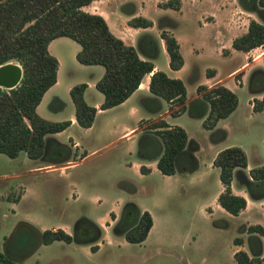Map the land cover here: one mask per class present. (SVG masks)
Instances as JSON below:
<instances>
[{"label":"rangeland","instance_id":"1","mask_svg":"<svg viewBox=\"0 0 264 264\" xmlns=\"http://www.w3.org/2000/svg\"><path fill=\"white\" fill-rule=\"evenodd\" d=\"M162 1L102 0L84 8L107 14L112 7L116 13L122 14L138 6L136 15L150 19L151 24L138 27L136 39L142 38L141 42L150 40L151 36L161 39V28L172 29L181 44L185 70L196 59L203 71L206 67H215L219 75H224L226 67L232 65L236 58L223 63L216 56L218 45L215 42L219 39L212 38V30L209 24L203 23L201 15L205 16L209 5L216 1L242 7L241 0H183L181 11L159 6ZM61 40H65L62 46L66 61L68 65L69 61L72 62L74 67L69 68V72L63 70L59 76V99L48 98L38 107V114L51 121L69 119L73 115L68 83L90 79L89 68L103 70L101 65L75 61L71 55V46L76 44L75 41L66 36ZM166 59L163 51L153 61L160 69L166 70ZM7 62L17 64L14 60ZM187 73L181 71L176 78L182 80L190 93ZM96 94L98 98L102 97L92 87L85 96L92 102ZM236 94L241 107L238 102L234 113L227 117L229 132L225 141L245 147L247 153L254 144L264 155L259 134L251 120L243 114L245 88H236ZM141 114L144 118L150 115L144 109ZM139 118L128 116L126 108L113 106L97 111L88 127L75 124L57 132V138L67 141L71 137L78 142L79 149H85L86 158L72 165L60 166L63 162H50L59 161L67 155L71 159L72 153L67 145L64 150L48 152L41 161L28 158L24 151H19L15 157L0 153V251L10 253L17 264H239L233 259V251L248 250L247 223H260L264 227V206L255 199L250 209L240 213L239 217L216 207V192L220 184L216 168L207 165L209 140L200 122L190 117L186 109L177 116L170 113L165 119L185 127L189 135L197 139L200 169L187 176H181L176 171L162 174L156 167L141 172L136 165L142 159L138 156L137 146L147 129L139 127ZM129 126H135L134 133L126 137L123 132ZM54 142L49 141L51 145ZM192 166L193 160L190 165L187 164L188 169ZM122 178L130 181L124 183L120 181ZM20 193V198L15 200ZM126 201L136 203L152 217L151 227L139 243L127 242L122 235L114 234L108 222L111 219L109 212L118 218ZM81 216L109 224L100 226L101 235L95 251H90L88 244L61 240L39 244L33 252V247L22 248L19 245L26 239L16 228L20 222L30 224L38 231L60 227L72 233L75 221ZM235 236L242 238L238 245L232 243ZM261 240V253H264V239Z\"/></svg>","mask_w":264,"mask_h":264},{"label":"trees","instance_id":"2","mask_svg":"<svg viewBox=\"0 0 264 264\" xmlns=\"http://www.w3.org/2000/svg\"><path fill=\"white\" fill-rule=\"evenodd\" d=\"M91 1L0 0V64H9L7 61L14 60L21 67L18 83L10 88L0 87V153L15 157L19 151H24L30 159L44 160L48 152L66 148L62 143H46L44 136L61 131L69 125L70 120H47L35 109L43 92L55 82L57 59L47 50L48 42L54 37L66 36L79 44L75 53L79 63L100 64L103 67L102 75L94 84L103 96L99 109L123 101L138 86L141 77L151 71V61L140 58L132 45L115 36L102 15L82 8ZM158 5L178 9L180 0H164ZM241 5L245 9L264 11V0H241ZM261 17V22L250 19L246 31L232 39L233 49L247 51L264 44V12H261ZM127 24L147 27L151 20L142 15H131ZM159 36L163 40L169 67L178 69L183 60L176 38L164 28L160 29ZM144 43L146 46H141L142 53L147 57L153 55L155 47L151 39ZM213 73V68H206V75L211 76ZM248 84L249 91H263L261 98L252 100V110L259 111L264 106V70H253ZM85 86L84 82L75 83L68 91L74 106V119L81 127L91 125L96 111V107L83 99ZM148 89L155 97L173 100L178 105L171 110V115L186 109V90L181 79L169 77L157 69L150 74ZM196 91L206 103V111L203 112L201 101L193 100L190 103L191 112L194 113L192 108L196 104L199 109L194 114L202 116L201 126L204 129H212L217 120L226 117L237 104L236 94L222 84L211 87L198 84ZM186 139V131L180 125H168L159 118L147 125V130L138 140L137 153L142 159L155 158L156 168L162 174H172L176 170L187 169V164L192 163L193 159L182 153ZM262 145L264 150V138ZM211 163L218 168V178L222 185L216 201L229 214H238L246 204L245 198L233 193L230 188L235 168L248 195L253 199L264 197V164L251 167L247 175H243L246 154L240 146L229 145L219 149ZM139 169L141 172L147 171L142 164ZM109 216L115 219L111 224L112 232L122 235L130 243L141 242L152 224L150 213L141 210L132 201L122 205L118 218L111 211ZM16 228L26 237L19 245L22 248L33 247L31 252L39 244L54 240L88 244L90 251H95L101 235L100 226L87 216H81L75 221L72 233L60 227L38 231L26 222L18 223ZM246 232L248 250L234 249V261L239 264H264V253H261L264 227L259 223H250L246 226ZM241 242L239 236L232 238L234 245ZM9 254L0 251V264H17Z\"/></svg>","mask_w":264,"mask_h":264},{"label":"crops","instance_id":"3","mask_svg":"<svg viewBox=\"0 0 264 264\" xmlns=\"http://www.w3.org/2000/svg\"><path fill=\"white\" fill-rule=\"evenodd\" d=\"M98 1H102V0H92L89 4H87L85 6H87V7L93 6V4L98 2ZM188 1L191 2V0H188ZM82 8L85 10L84 6ZM182 8H183V0H180V5H179L177 10L181 11ZM86 11H89L92 13H99L100 15H102L103 18L105 19L110 31L115 36L121 38L124 43L132 45L136 49L138 56L140 58L148 59L152 63L151 71H149L148 73H145L141 77V80H140L138 86L123 101H121L117 105H114V107L126 108V113L128 116H131V117L136 116V118L140 117L138 123H139V127L143 130L147 129L145 127L150 122H152L156 119H159V118L163 119L168 125H174L173 123L166 121L165 118H166V116L170 115L169 111L171 112V110L176 109L178 107V105L173 100H163L159 97H155L154 95H152L149 92V89H148V82H149V77H150L151 72L154 70H157V69L162 70V69H160L159 65H157L153 60L157 57V55L159 53H162L163 51L166 53L165 48H164V44H163V40H161L162 38L160 39L158 37V39H156L154 36H151V41L153 42V45L155 47L154 48V54L147 57V55L142 53L143 51L141 50V46L143 48H145L146 43L142 44L143 43V41L141 42L142 38H141V40H140V38H138V39L135 38L136 30H139L138 27H132V26L127 24L128 18L131 15H136L139 12L138 6L137 7L133 6V9L131 11H123L122 14L116 13L115 10L112 9V7L108 9L107 14L106 13L103 14L98 10H86ZM255 11L258 12V14L255 13ZM261 12H264V11H260L259 9L251 11V10L245 9L241 6H237L234 3L227 4L226 1H224L222 3L221 2L218 3L216 1V2L209 5V11L205 12L206 13L205 16L201 15V17L203 19L202 20L203 23L209 24L208 26H210V28L212 30V33H211L212 38L214 37L216 39L217 38L219 39V41L215 42L218 45V48L216 50V56H218L223 63L230 61V59L236 58V61L234 63H232V65L226 67V73L224 75H219L218 71L215 67H206V68H213L214 69L213 75H211V76L206 75L205 74L206 68L203 71V68L200 65H198L196 59H194L192 61V64L190 65L189 69L187 68L185 70L184 63H182L181 67H179L178 69H171L168 65V56H167V59L165 61L166 70H162V71L167 76L175 77V78L178 76V74L181 71L188 72L186 75V78H187L188 84L190 85L191 91H190V93H188L186 88H185L186 99H185L184 105L186 106V111H188V115L192 118L197 119L198 122H200V124H201L202 116L199 114H194V113H197L196 110L199 109V107L196 108L197 105L194 104V107L192 108L194 113H192L191 112V106H190V103L193 100L194 101H201V103H203V112L206 111V103L201 100L200 93L196 91V86L198 84H204L207 87H211L215 84H222V85L226 86L227 88H229L230 90H232L235 94H236V88H245L246 97L244 99L245 104L243 106V108H244L243 114L247 117V119L251 120L250 121L251 124L254 126V129L256 130V132L259 134V142H261V144H262V140L264 138V106L259 111H253L252 110V100H253V98H261L263 91H258V90L257 91H249V88H248L249 84L248 83H249V77H250L251 73L253 72V70H255V69L264 70V44L252 47L247 51H241V50H236V49L231 48L232 39L235 36L246 31L247 25H248V22L250 19H254V20L259 21V22L262 21ZM201 26H204V24H202ZM164 29H167L169 32L172 33V31H171L172 29L171 30L169 28H164ZM124 35H126V38ZM172 35H173V33H172ZM62 37H64V36L54 37L47 44L48 52L57 59L56 77H55V82L53 84H51L43 92L39 102L37 103V105L35 107L37 113H39L38 107L40 106V104L43 101H46L48 98L59 99L58 95H57L58 89L61 86V80H59V78H60L59 76L62 75L63 70H66V72H69L68 69L69 68L71 69L72 66L74 67L72 62L69 61V65H68V61H66V54H65V51H64L63 46H62V44L65 43V40H61ZM174 37L176 38V40L179 44V51L182 55L181 44L179 42V38L176 35ZM72 41H74V40H72ZM74 43H76V42H74ZM71 47H72L71 55L75 59V53L79 49V44L76 43L74 46H71ZM192 51H194V48H192ZM166 55H167V53H166ZM75 61H77V60H75ZM16 63L19 65L18 62H16ZM85 65H96V64H85ZM97 65H100V64H97ZM167 68H168V71H167ZM89 72H90V74H92L90 79H86V80L81 81V82L86 83V86L83 90V99L85 100V102L87 104L96 107V111H95V113H96L99 110H103V109L98 108V105L102 101L103 96L98 98V96L96 94L94 97L95 101L91 102V101L87 100V97L85 95H86L87 91H89L90 88H92V87L95 88V86H94L95 81L102 75L103 70H101V69L98 70L96 68H89ZM20 77H21V67H20V72H19L18 79H17L18 81H19ZM73 84H74L73 82H70L67 84V90L68 91H69V88ZM236 97H237V104H236L235 108L229 114L234 113V111L238 105V102H239V107H241L240 98L238 99L237 94H236ZM135 102L138 104H136ZM148 103H150L152 105H149ZM72 105H73V103H72ZM108 108H110V107H108ZM105 109H107V108H105ZM142 109L149 112L150 115L152 114V116L147 115L145 118L142 117V114H141ZM183 111L179 112L176 115H172V116H177V115L183 113ZM228 115L224 118L218 119L215 126L212 129H204L202 127L204 129L205 135H207V138L209 140V144H208L209 151H208V157H207V165L210 168H213V167L216 168L217 175H218V168L213 166L211 161H212V158L214 157L215 153L219 149L231 145V143H226V141H225L226 137L228 136V132H229V128L226 127L227 124H229L228 122H226V120L228 119L227 118ZM69 120H70V123L67 127H69V126L74 127L75 124H77L75 119H74V106H73V115L69 117ZM67 127H65L64 129H66ZM134 128H135V126H129L123 132V135L126 137L131 135L132 133H134V130H133ZM182 128L186 131V134H187L186 143L183 147L182 153L190 156L193 159L194 166H192L189 169L187 168L184 170H176V172L181 176H187L193 172H197V170L200 169V163L197 159V154L200 150V146H199L197 139L195 137L189 135V132L185 129V127H182ZM64 129H62V130H64ZM57 132H59V131H57ZM57 132L46 134L44 136L45 142L47 143L48 141L53 140L55 142L67 145L69 152L72 153V157H71V159H69L70 157H68L69 155H67L66 157L60 159L59 161L58 160L50 161L51 164L63 162L60 164V166H68V165L75 164L79 161H82L86 158L85 149L84 150L79 149L77 141L71 139V137H68L67 141H63V140L57 138V136H56ZM251 145H252V148H251V146L249 147V148H251L250 149L251 152L248 151V153H247L245 147L241 146V148L244 150V152L246 154V166L242 169L243 175L244 174L247 175L248 170L251 167L256 166V165H260V164H264L263 153L261 151H259V149L256 146L254 147V144H251ZM262 147H263V145H262ZM249 152H250V154H249ZM150 159H151L150 161H147L146 159H141V161L137 162L136 165L139 167L140 164H142L147 168V171H149L153 167H156V159L155 158H150ZM33 160L41 161V159H33ZM120 181L127 183V181H130V180L128 178H122V179H120ZM219 184H220V187H219L218 191L216 192V196H217L218 192L222 189V185H221L220 181H219ZM230 188H231V191L233 193L242 195L246 200L245 207L241 211H239L238 214L235 215V217H239L240 213L245 212V211L250 209V207H251L252 203L255 201V199L251 198L248 195V193L245 191L244 186L240 183L237 168H235L233 170L232 179L230 181ZM21 193L18 195V197H15V200H18L20 198ZM258 200H259L258 201L259 204L261 206H264V197L258 198ZM216 207L220 208L218 203L216 204ZM208 208H209L208 210H211L210 206H208ZM140 209L143 210L142 208H140ZM114 220L115 219H109L108 220L109 224H112L114 222ZM95 222L101 227L106 225V224H103L102 222H97V221H95ZM109 224H107L106 226H109ZM248 224H250V223H247V225ZM243 250L247 251V249H243ZM36 263H38V262L36 261Z\"/></svg>","mask_w":264,"mask_h":264},{"label":"bare ground","instance_id":"4","mask_svg":"<svg viewBox=\"0 0 264 264\" xmlns=\"http://www.w3.org/2000/svg\"><path fill=\"white\" fill-rule=\"evenodd\" d=\"M5 67H7L8 69V79L6 78H3V79H6V80H1L0 79V83L1 84H5V85H10L12 83H15V81L18 79V75H19V72H20V66L17 65V67H14V65L12 64H6L4 65Z\"/></svg>","mask_w":264,"mask_h":264},{"label":"water","instance_id":"5","mask_svg":"<svg viewBox=\"0 0 264 264\" xmlns=\"http://www.w3.org/2000/svg\"><path fill=\"white\" fill-rule=\"evenodd\" d=\"M0 65H1L0 66V79L6 80V79H8V77H7L8 76V69L4 66V63L0 64ZM3 78H6V79H3ZM17 82H18V80H16L15 83H12L10 85L1 84L2 83L1 82L0 85H2L5 88H10V87L14 86Z\"/></svg>","mask_w":264,"mask_h":264},{"label":"flooded vegetation","instance_id":"6","mask_svg":"<svg viewBox=\"0 0 264 264\" xmlns=\"http://www.w3.org/2000/svg\"><path fill=\"white\" fill-rule=\"evenodd\" d=\"M12 65H14V67H17L18 64H12ZM19 66H20V65H19Z\"/></svg>","mask_w":264,"mask_h":264}]
</instances>
